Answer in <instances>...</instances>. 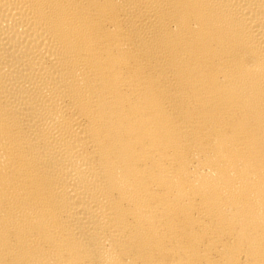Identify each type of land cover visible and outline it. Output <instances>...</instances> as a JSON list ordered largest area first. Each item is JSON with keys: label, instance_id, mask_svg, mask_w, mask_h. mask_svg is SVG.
Returning <instances> with one entry per match:
<instances>
[{"label": "bare ground", "instance_id": "bare-ground-1", "mask_svg": "<svg viewBox=\"0 0 264 264\" xmlns=\"http://www.w3.org/2000/svg\"><path fill=\"white\" fill-rule=\"evenodd\" d=\"M0 264H264V0H0Z\"/></svg>", "mask_w": 264, "mask_h": 264}]
</instances>
